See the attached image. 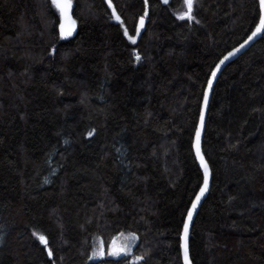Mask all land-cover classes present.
<instances>
[{"label":"trees","instance_id":"trees-1","mask_svg":"<svg viewBox=\"0 0 264 264\" xmlns=\"http://www.w3.org/2000/svg\"><path fill=\"white\" fill-rule=\"evenodd\" d=\"M70 2L66 37L55 0H0V264H182L205 84L258 0H110L117 22ZM202 148L193 263L264 264V32L217 77ZM121 232L137 240L109 256Z\"/></svg>","mask_w":264,"mask_h":264},{"label":"water","instance_id":"water-1","mask_svg":"<svg viewBox=\"0 0 264 264\" xmlns=\"http://www.w3.org/2000/svg\"><path fill=\"white\" fill-rule=\"evenodd\" d=\"M162 1L163 3H166L168 0H162ZM55 2L60 5L59 7L62 13L61 22L59 25L60 32L63 36H66V37L70 36L75 32V29H76V23L72 17V5L67 0H55ZM107 3L110 8L111 14L113 15L114 20L116 22L119 21L121 18L119 17L114 6L111 4L110 0H107ZM65 5L67 6L65 7ZM258 7H259V18L255 26L251 30V32L239 44H237L235 47L228 50L218 60V62L215 64V66L211 70L210 75L205 84V88H204L202 99H201L200 112H199L197 125H196L194 136H193V143H192L194 157H195V160L202 174V182L188 207V210L186 212L184 222L181 228V232H180L179 248H180V257H181L182 264H194L191 259V254H190V249H189L190 234H191L195 215L199 209L200 204L205 198L210 188V184H211V178H212L211 168L204 155L202 143H203L207 111H208L213 87H214L217 77L219 76L223 68L229 62L237 58L246 49H248L251 46V44H253L257 39H259L262 36L264 29H261L260 32H258L255 36H253V33L256 32L257 28L260 25L261 18L264 17V6H262L261 0H258ZM117 17H119V19H117ZM249 37H252V39H249ZM225 57H227V59H225ZM222 61L223 63H221ZM213 73H215V76H213ZM201 117H203V120H201ZM198 130H199V155L197 153V131ZM201 157L203 158V163L201 162ZM205 164L207 166V188L204 191V194L201 196L200 195L201 189L205 187V167H204ZM197 196H200L199 201H197ZM193 204H195V208H193ZM189 212H191V219H189ZM185 224L188 225L186 238H185ZM104 255L105 254L103 252L102 257H104Z\"/></svg>","mask_w":264,"mask_h":264},{"label":"rangeland","instance_id":"rangeland-1","mask_svg":"<svg viewBox=\"0 0 264 264\" xmlns=\"http://www.w3.org/2000/svg\"><path fill=\"white\" fill-rule=\"evenodd\" d=\"M67 1L71 3L70 0ZM184 2H185L184 7L187 8L188 10L186 0H184ZM58 9L61 11L60 7H58ZM38 236L40 237V234ZM136 240H137V236L134 233L121 232L112 239L111 243L107 248V253L109 256H113V257H118L122 254H127L134 246ZM103 252H104V247L101 237L99 235H94L92 239L90 260H96L102 257Z\"/></svg>","mask_w":264,"mask_h":264},{"label":"snow or ice","instance_id":"snow-or-ice-1","mask_svg":"<svg viewBox=\"0 0 264 264\" xmlns=\"http://www.w3.org/2000/svg\"><path fill=\"white\" fill-rule=\"evenodd\" d=\"M186 3L188 6V9H189V12H190L191 7H192V0H186ZM261 4H262V6H264V0H261ZM58 6H60V5L58 4ZM66 6L67 5H65V7ZM181 18H183V17H181ZM117 19H119V17H117ZM141 23H142V21H141ZM261 29H264V17L261 18L260 25L257 28L256 32L253 33V36H255L258 32H260ZM129 38L133 39L132 37H129ZM249 39H252V37H249ZM229 55H231V54H229ZM137 59H139V57H137ZM225 59H227V57H225ZM221 63H223V61ZM213 76H215V73H213ZM201 120H203V117H201ZM197 153L199 155V130L197 131ZM201 162L203 163L202 157H201ZM204 167H205V187L201 189V193H200L201 196L204 194V191L207 188V166H206V164L204 165ZM199 199H200V196H197V201H199ZM193 208H195V204H193ZM189 219H191V212H189ZM187 228H188V225L185 224V238L187 237ZM39 239L42 242L45 240V238L43 236H40Z\"/></svg>","mask_w":264,"mask_h":264}]
</instances>
